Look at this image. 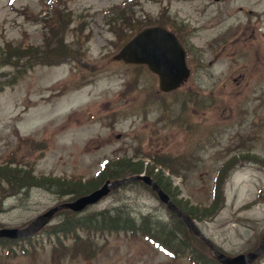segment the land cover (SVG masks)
<instances>
[{"label": "rangeland", "instance_id": "1", "mask_svg": "<svg viewBox=\"0 0 264 264\" xmlns=\"http://www.w3.org/2000/svg\"><path fill=\"white\" fill-rule=\"evenodd\" d=\"M56 7L69 12L53 14ZM118 14L123 20L108 25ZM159 16L174 19L190 53L189 78L169 93L158 92L157 77L145 68L113 59ZM47 46L58 49L62 63L28 68L9 49ZM114 162L167 178L173 199L195 214L196 228L226 256L259 245L264 0H0V168L14 177L17 191L0 181V229L26 227L77 196L68 191L98 189ZM120 205L135 219L153 215L198 263L222 264L141 181L111 188L76 217ZM69 214L58 213L31 238L0 241V264H192L191 255L167 253L133 233L54 234V224ZM76 237L86 239L79 250L87 256L66 258L61 245ZM253 264H264V254Z\"/></svg>", "mask_w": 264, "mask_h": 264}, {"label": "water", "instance_id": "2", "mask_svg": "<svg viewBox=\"0 0 264 264\" xmlns=\"http://www.w3.org/2000/svg\"><path fill=\"white\" fill-rule=\"evenodd\" d=\"M128 63H145L149 69L156 73L159 78V89L168 92L176 89L187 78L188 69L185 66L184 51L175 36L161 27H149L143 29L130 40L115 56ZM131 180H142L149 185L169 210L173 211L189 228V230L204 241L214 252L215 258L222 264H247L252 262L258 255L264 253V233L262 243L252 252L233 257L225 256L217 251L214 246L198 231L191 219L182 213L169 199L166 193L148 176L135 175L114 181H106L99 189L81 196L72 202H66L50 208L37 216L25 228L0 229V237L18 238L31 235L40 230L53 214L60 209L80 211L86 205L93 204L104 196L111 188Z\"/></svg>", "mask_w": 264, "mask_h": 264}, {"label": "trees", "instance_id": "3", "mask_svg": "<svg viewBox=\"0 0 264 264\" xmlns=\"http://www.w3.org/2000/svg\"><path fill=\"white\" fill-rule=\"evenodd\" d=\"M9 49L14 54L15 59L16 57H18V59H22L21 62L22 61L25 62L24 65H26V67L33 66L34 64L48 65L53 60L57 59L55 58V55L57 54L58 51L57 48L51 49L48 46L42 51L32 48L31 49L24 48V47L22 51L20 50L19 47H14V48L10 47ZM14 63H16V61ZM16 64L18 65V63ZM19 71L20 70H18V72ZM124 167H125L124 162L113 164L107 174H105L106 173L105 172L101 175L100 177L102 178L101 182L104 179H106L108 176L112 177L113 175V177H123L128 172L138 173L141 171V169H136V168L129 169L130 166L126 168ZM4 172L6 171L0 168V181H5L8 187L10 188L9 191L16 193L17 192L16 189L12 187V179H14V177L12 175H6ZM147 174H149L154 179V181L172 198V200L179 208H181L183 211L188 213L191 216V218L196 217L195 214L189 208L184 207L179 202H176L173 199V194L171 193L170 187L166 180L167 178L163 177L161 173H153L151 171H147ZM14 182H16L15 179ZM94 188H96V186H91V185L89 186L88 184V186H85L84 188L78 187L77 189L73 191H68L66 193H71L74 195H82L93 190ZM128 211L129 210L125 209L124 207H121L120 205V207H113L112 209H108L105 211L93 212L92 214H89L84 218H77L76 214L69 212L70 214L65 219L55 224V226L52 228V232L54 234L60 235L61 233H66L70 229H83V230H87L88 232L99 231V232L140 233L142 235L148 236L152 241L159 243L169 252L177 253L179 255H186L190 251L189 245H186L183 241H180L179 239L175 238L173 230L171 231L168 230L167 226L160 224L153 215L150 214L147 216L141 215L138 218H136L137 219L136 220L134 217H132L131 211L130 212ZM212 214L213 212L211 211L208 213V215H212ZM171 215L174 216L173 214ZM176 220L179 225L181 226L183 225V223L178 218H176ZM176 230L180 231L178 229H175V231ZM184 237L187 240L188 235H185ZM82 241H86V240H82L76 237V239L73 240V245L69 252L61 245V248H63L62 249L63 255L65 257L69 255L71 257V255L79 252L80 254L87 256L86 252H80L79 250V243ZM188 254H190L191 256L193 255L192 251H190ZM193 259L196 260V258ZM198 261L201 264L200 260ZM208 264H215V263H208Z\"/></svg>", "mask_w": 264, "mask_h": 264}]
</instances>
